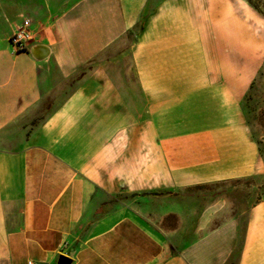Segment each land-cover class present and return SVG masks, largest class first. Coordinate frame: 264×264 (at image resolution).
<instances>
[{"label": "crops", "instance_id": "obj_1", "mask_svg": "<svg viewBox=\"0 0 264 264\" xmlns=\"http://www.w3.org/2000/svg\"><path fill=\"white\" fill-rule=\"evenodd\" d=\"M215 11L0 0V264H264V199L241 221L203 193L261 160L237 91L251 50ZM23 16L42 61L9 43Z\"/></svg>", "mask_w": 264, "mask_h": 264}, {"label": "rangeland", "instance_id": "obj_2", "mask_svg": "<svg viewBox=\"0 0 264 264\" xmlns=\"http://www.w3.org/2000/svg\"><path fill=\"white\" fill-rule=\"evenodd\" d=\"M215 3V20L207 25L229 31V44L246 45L251 50V78L237 84L241 94V110L244 123L258 142L260 149L259 170L255 175L242 181L217 185L204 189V197L231 204L233 214L244 221L248 209L264 199V0H253L257 11L248 0H211ZM132 35L128 37L130 40ZM223 38V37H221ZM241 248L239 242L233 249L237 256ZM228 264H235L231 260Z\"/></svg>", "mask_w": 264, "mask_h": 264}, {"label": "built area", "instance_id": "obj_3", "mask_svg": "<svg viewBox=\"0 0 264 264\" xmlns=\"http://www.w3.org/2000/svg\"><path fill=\"white\" fill-rule=\"evenodd\" d=\"M31 19L23 16L18 29L12 33L9 38V43L16 53L28 52L30 43L33 41V36L30 30ZM28 264H33L28 262Z\"/></svg>", "mask_w": 264, "mask_h": 264}, {"label": "water", "instance_id": "obj_4", "mask_svg": "<svg viewBox=\"0 0 264 264\" xmlns=\"http://www.w3.org/2000/svg\"><path fill=\"white\" fill-rule=\"evenodd\" d=\"M28 53L35 60L42 61L49 56L50 49L45 45L37 44L29 47ZM56 264H72V261L66 256H59L56 260Z\"/></svg>", "mask_w": 264, "mask_h": 264}, {"label": "trees", "instance_id": "obj_5", "mask_svg": "<svg viewBox=\"0 0 264 264\" xmlns=\"http://www.w3.org/2000/svg\"><path fill=\"white\" fill-rule=\"evenodd\" d=\"M248 2H249V4H251V5H252L257 11H259V12L261 13L259 6H258L256 3H253V0H248ZM36 122H37V121L34 120V121L31 122L30 125L33 126Z\"/></svg>", "mask_w": 264, "mask_h": 264}]
</instances>
